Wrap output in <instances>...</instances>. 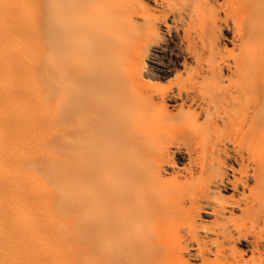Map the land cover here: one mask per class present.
I'll use <instances>...</instances> for the list:
<instances>
[{
    "label": "bare ground",
    "instance_id": "6f19581e",
    "mask_svg": "<svg viewBox=\"0 0 264 264\" xmlns=\"http://www.w3.org/2000/svg\"><path fill=\"white\" fill-rule=\"evenodd\" d=\"M42 2L31 65L27 2L0 0V264L53 263L40 231L57 200L92 264H264V0ZM34 70L38 158L10 139ZM42 158L59 195L17 161Z\"/></svg>",
    "mask_w": 264,
    "mask_h": 264
},
{
    "label": "rangeland",
    "instance_id": "374dc122",
    "mask_svg": "<svg viewBox=\"0 0 264 264\" xmlns=\"http://www.w3.org/2000/svg\"><path fill=\"white\" fill-rule=\"evenodd\" d=\"M43 0H26V12H28L26 18L28 24L23 29V39L29 44L26 50V56L24 60L33 64L42 63V47L44 38V25H43ZM32 72V73H31ZM28 76V90L25 98L16 100L14 104L15 111L12 116V126L10 132L11 142H14L16 154H20L18 151L25 150L27 155L34 158L46 155V145L44 142V93H43V78L40 71H30ZM36 84L40 91H36ZM24 108L25 113L20 109ZM42 158L39 163L26 164L22 160L17 159L22 168L28 169L36 176V180L40 184H44L46 187H50L57 195L61 194L60 180L58 176L59 161L54 159ZM21 201V200H20ZM21 203H24L21 201ZM17 204L12 208V221L15 227H21V219L16 212ZM49 208V207H48ZM40 234L44 239L47 238L48 242L44 245V249L47 248V252L54 256L53 263L61 264L64 261H70L75 259L77 264H92L93 257L91 255L82 254L77 251L75 242L73 239L63 234L61 224V208L59 201L57 200L51 208H49L48 219L44 218L41 221ZM22 237L26 240H33V235L28 234L26 230L21 227ZM15 244L16 241L14 240ZM23 243V241H21ZM39 250V248H37ZM56 258V259H55Z\"/></svg>",
    "mask_w": 264,
    "mask_h": 264
}]
</instances>
